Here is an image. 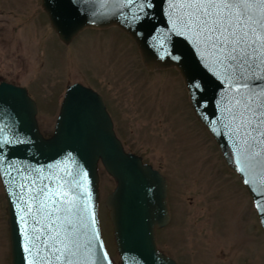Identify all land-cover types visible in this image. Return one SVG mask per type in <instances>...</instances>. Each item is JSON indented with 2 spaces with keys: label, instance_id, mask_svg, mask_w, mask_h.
<instances>
[{
  "label": "water",
  "instance_id": "water-1",
  "mask_svg": "<svg viewBox=\"0 0 264 264\" xmlns=\"http://www.w3.org/2000/svg\"><path fill=\"white\" fill-rule=\"evenodd\" d=\"M148 2L151 7L143 0H40V5L63 43L86 27L113 25L132 39L145 66L178 71L195 118L214 141L227 169L242 182L264 237V152L249 153L233 130V105L248 89L237 90L230 77L234 70L222 67L182 28L174 12L175 0ZM137 16L142 19L136 20ZM98 164L114 182L102 203L118 264H177L155 242V230L169 219L167 180L139 155L124 150L101 96L79 82L68 84L52 132L44 136L37 125L36 104L26 89L0 81V183L10 264H64L35 240L36 235L43 240L48 234L43 225L35 224L34 217L40 215L31 199L45 185L49 205L65 199L78 205L77 215L71 217L74 264H114L98 223ZM18 193L27 203L18 202ZM34 227L41 231L33 232Z\"/></svg>",
  "mask_w": 264,
  "mask_h": 264
},
{
  "label": "rangeland",
  "instance_id": "rangeland-1",
  "mask_svg": "<svg viewBox=\"0 0 264 264\" xmlns=\"http://www.w3.org/2000/svg\"><path fill=\"white\" fill-rule=\"evenodd\" d=\"M0 7V79L26 89L40 131L51 133L65 86L79 82L106 96L124 149L169 178L171 215L155 232L159 250L177 264H264L253 204L195 118L175 68L145 66L132 39L116 26L86 27L63 43L40 0H0ZM6 7L25 8L31 20L11 18ZM97 171L100 233L118 264L102 203L114 182L100 164ZM4 207L0 183V264H10Z\"/></svg>",
  "mask_w": 264,
  "mask_h": 264
},
{
  "label": "snow or ice",
  "instance_id": "snow-or-ice-1",
  "mask_svg": "<svg viewBox=\"0 0 264 264\" xmlns=\"http://www.w3.org/2000/svg\"><path fill=\"white\" fill-rule=\"evenodd\" d=\"M143 2L147 7L152 6L148 0ZM174 12L197 45L210 52L222 67L234 70L230 77L236 89H248L233 105V130L243 139L249 153L260 156L264 152V0H175ZM257 71H260L259 76L255 75ZM46 187H41L31 197L40 215L38 219L34 217L35 224L43 225L48 232L43 240L41 235H36L35 240L41 241L52 259L74 264L71 217L77 215L78 205L68 199L49 205L50 194L45 191ZM62 195L67 197L68 193ZM20 201L27 203L18 193ZM27 211L32 212L31 205ZM40 231L39 227L33 228V232ZM58 252L61 255H56Z\"/></svg>",
  "mask_w": 264,
  "mask_h": 264
},
{
  "label": "flooded vegetation",
  "instance_id": "flooded-vegetation-1",
  "mask_svg": "<svg viewBox=\"0 0 264 264\" xmlns=\"http://www.w3.org/2000/svg\"><path fill=\"white\" fill-rule=\"evenodd\" d=\"M6 8H9L10 10H8L9 11V14L11 15V18H15V19H18L20 16L22 17L23 16V18L24 19H26V20H23L25 23L27 22V19H28V21L29 20H31V15L29 14V11L28 10H26L25 8H22V7H16V8H10V7H6ZM0 14H3V12H2V7H0ZM20 23V22H19ZM29 29H31V27L29 28ZM25 32H28V30L26 29H24V32L23 33H25ZM21 34V33H20ZM0 81H5V82H9V83H12V84H15V85H19L17 82H15L14 80H6L5 78L4 79H0ZM68 85V84H67ZM66 85V86H67ZM22 86V85H21ZM65 86V87H66ZM64 90H65V88H64ZM64 92V91H63ZM99 93V92H98ZM62 95H63V93H62ZM99 95L101 96V98H102V100H103V102H104V105H105V110L107 111V113H108V115H109V117H110V120H111V123H112V129H113V131H114V133H115V122H114V115H116V113H115V110L112 112L111 111V109H110V104H109V101H108V99L106 98V96H104L102 93H99ZM62 98V97H61ZM60 101H61V99H60ZM60 101H59V103H58V108H59V104H60ZM57 112H58V109H57ZM56 115H57V113H56ZM56 117V116H55ZM37 125H38V123H37ZM38 128H39V126H38ZM53 128V127H52ZM40 130V129H39ZM42 133V132H41ZM43 134V133H42ZM43 135H45V134H43ZM47 135H49V134H47ZM47 135H45V136H47ZM122 143V142H121ZM123 145V144H122ZM138 155V154H137ZM140 156V155H139ZM141 157V156H140ZM141 159H142V157H141ZM142 161L143 162H146V161H144L143 159H142ZM146 163H148V162H146ZM150 165H151V167H153L154 169H156L161 175H163L165 178H166V180H167V206H168V213H169V219H168V222H169V220H170V215H171V212H170V209H171V205H170V202H169V186H170V182H169V178L159 169V168H157V167H155V166H153L151 163H149ZM168 222L164 225V226H162V227H160V228H157L156 230L158 231L159 229H161V228H163V227H165L167 224H168ZM156 230H155V232H156ZM155 241H156V237H155ZM159 249V248H158ZM161 251V250H160ZM165 254V253H164ZM167 255V254H166ZM168 256V255H167Z\"/></svg>",
  "mask_w": 264,
  "mask_h": 264
}]
</instances>
